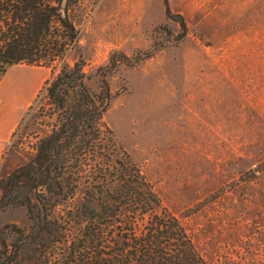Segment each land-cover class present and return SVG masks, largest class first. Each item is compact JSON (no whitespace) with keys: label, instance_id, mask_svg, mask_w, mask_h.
Wrapping results in <instances>:
<instances>
[{"label":"rangeland","instance_id":"1","mask_svg":"<svg viewBox=\"0 0 264 264\" xmlns=\"http://www.w3.org/2000/svg\"><path fill=\"white\" fill-rule=\"evenodd\" d=\"M67 3L80 38L65 58H83L92 91L107 82L105 121L162 206L211 264H264V0ZM58 66L21 62L0 77V178L19 160L18 123ZM25 217L9 207L0 226Z\"/></svg>","mask_w":264,"mask_h":264},{"label":"trees","instance_id":"2","mask_svg":"<svg viewBox=\"0 0 264 264\" xmlns=\"http://www.w3.org/2000/svg\"><path fill=\"white\" fill-rule=\"evenodd\" d=\"M68 5L0 0V77L17 63L60 62L13 133L19 160L0 178V212L23 207L26 217L0 226V264H211L117 143L107 82L92 91L83 58H65L80 38Z\"/></svg>","mask_w":264,"mask_h":264},{"label":"crops","instance_id":"3","mask_svg":"<svg viewBox=\"0 0 264 264\" xmlns=\"http://www.w3.org/2000/svg\"><path fill=\"white\" fill-rule=\"evenodd\" d=\"M3 134H4V129H2L1 126H0V137H2Z\"/></svg>","mask_w":264,"mask_h":264}]
</instances>
